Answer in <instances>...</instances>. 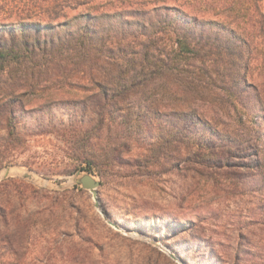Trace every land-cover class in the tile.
<instances>
[{
	"label": "trees",
	"instance_id": "16d2710c",
	"mask_svg": "<svg viewBox=\"0 0 264 264\" xmlns=\"http://www.w3.org/2000/svg\"><path fill=\"white\" fill-rule=\"evenodd\" d=\"M263 1L0 0V167L52 134L63 169L19 162L49 178L123 163L151 175L259 159L261 128L252 135L238 106L253 100L264 113ZM55 90L75 95L26 108L29 92ZM220 111L238 127L228 129ZM33 112L47 117L29 123ZM134 142L144 152L126 161L119 149ZM49 192L0 182L4 264H100L89 237L72 241L55 198L28 207V197Z\"/></svg>",
	"mask_w": 264,
	"mask_h": 264
},
{
	"label": "rangeland",
	"instance_id": "374dc122",
	"mask_svg": "<svg viewBox=\"0 0 264 264\" xmlns=\"http://www.w3.org/2000/svg\"><path fill=\"white\" fill-rule=\"evenodd\" d=\"M74 95L62 90L29 92L24 103L31 108L53 97ZM246 103L238 106V111L247 118L252 135L261 128L259 159L242 155L237 158L238 166L221 170L204 165L186 171L159 167L151 175L130 164H120L114 171L104 166L101 175L90 174L100 181L98 197L106 215L94 206L88 190L68 184L69 178L86 171L49 178L19 163L30 158L36 161L34 166L41 162L45 169H63L64 163H56L63 155L62 143L54 134L31 139L17 162L2 165L0 171L12 166L32 174L33 179L12 178L50 192L28 197V207L35 209L55 198L54 213L68 221L72 241H80L82 235L89 237L87 245L100 264H264V113L253 100ZM56 112L53 110L52 116L60 117ZM221 114L228 129L238 127L232 116ZM44 117L38 112L26 114L29 123ZM140 146L131 143L129 149L120 148L119 154L126 161L133 159L144 152ZM4 154L11 156L9 151ZM46 179L49 182L44 184ZM59 183L67 186L58 188ZM11 260L10 264L17 263ZM8 261L0 251V264Z\"/></svg>",
	"mask_w": 264,
	"mask_h": 264
},
{
	"label": "water",
	"instance_id": "95a60500",
	"mask_svg": "<svg viewBox=\"0 0 264 264\" xmlns=\"http://www.w3.org/2000/svg\"><path fill=\"white\" fill-rule=\"evenodd\" d=\"M16 167H6L3 170H1V176H0V180L1 179H5L8 177H12V176H22V177H26V178H30L33 179L32 174H30L29 172H21V171H15L13 170ZM49 181L46 179L44 181V184H47ZM68 184H80L81 187L83 189L88 190L91 193L92 199L94 201V206L103 214L106 215V211L104 210V208L102 207L101 203H100V199L98 197V191L97 188L100 185V181H98L97 179L94 178V176L88 172H84L81 175L76 174L75 176H72L71 178L68 179ZM65 186H67V184H57L58 188H64ZM108 223H110L111 225H113L114 227H117L113 222H111L110 220H107ZM171 257H173L174 259L176 258L173 254H170Z\"/></svg>",
	"mask_w": 264,
	"mask_h": 264
},
{
	"label": "bare ground",
	"instance_id": "6f19581e",
	"mask_svg": "<svg viewBox=\"0 0 264 264\" xmlns=\"http://www.w3.org/2000/svg\"><path fill=\"white\" fill-rule=\"evenodd\" d=\"M13 170H15V171H19L17 168H14ZM0 176H1V172H0Z\"/></svg>",
	"mask_w": 264,
	"mask_h": 264
},
{
	"label": "crops",
	"instance_id": "0c3cea01",
	"mask_svg": "<svg viewBox=\"0 0 264 264\" xmlns=\"http://www.w3.org/2000/svg\"><path fill=\"white\" fill-rule=\"evenodd\" d=\"M263 5H264V1H263Z\"/></svg>",
	"mask_w": 264,
	"mask_h": 264
}]
</instances>
